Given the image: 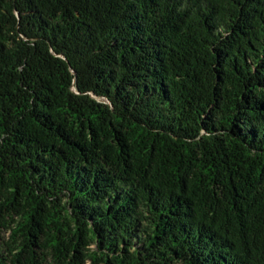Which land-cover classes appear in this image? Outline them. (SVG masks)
<instances>
[{"label":"trees","instance_id":"trees-1","mask_svg":"<svg viewBox=\"0 0 264 264\" xmlns=\"http://www.w3.org/2000/svg\"><path fill=\"white\" fill-rule=\"evenodd\" d=\"M0 264H264V0H0Z\"/></svg>","mask_w":264,"mask_h":264}]
</instances>
